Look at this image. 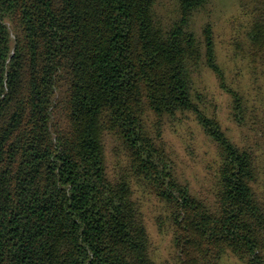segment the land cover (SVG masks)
<instances>
[{"label": "trees", "instance_id": "trees-1", "mask_svg": "<svg viewBox=\"0 0 264 264\" xmlns=\"http://www.w3.org/2000/svg\"><path fill=\"white\" fill-rule=\"evenodd\" d=\"M157 1L0 0V264H157L134 185L166 208L178 264H264L259 157L199 107L194 77L213 73L237 124L256 109L227 85L211 24L192 27L207 0L167 20ZM243 5L264 87V0ZM186 111L215 144L211 196L178 178L150 121ZM107 136L125 156L114 176Z\"/></svg>", "mask_w": 264, "mask_h": 264}, {"label": "rangeland", "instance_id": "rangeland-1", "mask_svg": "<svg viewBox=\"0 0 264 264\" xmlns=\"http://www.w3.org/2000/svg\"><path fill=\"white\" fill-rule=\"evenodd\" d=\"M243 3L244 0H207L193 14L191 22L199 35L204 23L211 24L217 60L223 67L227 85L238 87L245 96L247 105L251 104L256 110L251 109L243 123L237 124L232 116L229 94L218 86L213 73L205 67L194 77V87L199 93L197 103L205 114L215 116L236 143L255 150L260 165L255 189L264 196V117L261 113L264 87L252 71V62L245 52L248 19ZM155 9L162 18H173L176 13V0H158ZM151 120L155 123L154 129L158 126L162 132L163 144L178 178L189 184L194 194L200 197L211 196L216 178V148L203 132L195 115L186 111L174 118L166 117L161 122H158L156 117L150 118ZM105 144L109 174L114 176L118 163L125 156L113 137L107 136ZM113 149L117 150V154ZM140 187L134 185V197L142 210L150 237L151 254L157 264H178V249L172 242L166 208L154 195L142 191L145 188ZM217 264L247 263L226 252Z\"/></svg>", "mask_w": 264, "mask_h": 264}]
</instances>
